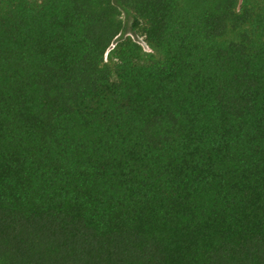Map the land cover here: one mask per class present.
<instances>
[{
  "label": "trees",
  "instance_id": "1",
  "mask_svg": "<svg viewBox=\"0 0 264 264\" xmlns=\"http://www.w3.org/2000/svg\"><path fill=\"white\" fill-rule=\"evenodd\" d=\"M0 264H264V0H0Z\"/></svg>",
  "mask_w": 264,
  "mask_h": 264
},
{
  "label": "rangeland",
  "instance_id": "2",
  "mask_svg": "<svg viewBox=\"0 0 264 264\" xmlns=\"http://www.w3.org/2000/svg\"><path fill=\"white\" fill-rule=\"evenodd\" d=\"M123 19H124L125 24H126V30H125V33L123 34V36H131L134 40H136L138 43H140L142 46H144L146 49H148L146 44L144 43L143 39L141 37L137 36L135 34V32L130 29L131 28L130 26L132 23L131 15L128 12L123 11Z\"/></svg>",
  "mask_w": 264,
  "mask_h": 264
}]
</instances>
